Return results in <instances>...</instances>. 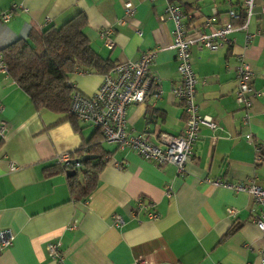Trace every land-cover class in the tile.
<instances>
[{
  "label": "crops",
  "instance_id": "obj_1",
  "mask_svg": "<svg viewBox=\"0 0 264 264\" xmlns=\"http://www.w3.org/2000/svg\"><path fill=\"white\" fill-rule=\"evenodd\" d=\"M240 1L0 0V53L30 30L59 26L79 12L86 15L84 31L91 46L115 65L158 48L148 74L156 78L159 96L151 93L143 102L129 104L125 127L128 134L146 132L157 143L159 132L182 135L187 119L184 102L172 93L179 74L171 48L174 23L163 14L165 7L178 6L186 25L199 26L206 17L220 23ZM255 1L248 41L236 29L215 51L190 47L199 111L217 126L201 125L182 175L173 164L158 167L103 139L106 162L95 188L86 197L70 195L56 158L65 152L76 158L73 153L97 129L78 119L76 129L66 114L36 109L16 81L0 73V119L7 126L0 138V231L13 236L0 250V264H136L140 259L152 264H263L264 232L254 222L262 206L246 191L216 184L255 178L264 188V14L263 0ZM127 2L134 8L128 17ZM6 12L11 15L5 21L1 16ZM188 14L193 16L189 20ZM232 23L241 24L239 18ZM107 27L113 28L111 47L99 35ZM240 57L255 73L248 110L234 98ZM102 77L73 71L69 82L74 91L90 96ZM256 144L263 155L259 164ZM11 163L15 170H9ZM138 197L152 206L138 210ZM114 214L123 220L119 227ZM49 243H59L61 263L49 255Z\"/></svg>",
  "mask_w": 264,
  "mask_h": 264
},
{
  "label": "built area",
  "instance_id": "obj_2",
  "mask_svg": "<svg viewBox=\"0 0 264 264\" xmlns=\"http://www.w3.org/2000/svg\"><path fill=\"white\" fill-rule=\"evenodd\" d=\"M255 0H241L238 9H229L226 19L216 24L212 17H206L199 26L185 24L183 12L172 3H168L163 14L174 23L172 31L171 48L175 52L179 81L173 85L172 93L184 102L186 113V127L181 135H173L167 132H159L156 135L157 143L150 140L146 132L135 135L128 134L126 127V112L129 104L141 103L148 94L154 93L159 96L156 90L157 80L148 74V67L154 61L158 48L146 50L136 61H126L116 64L112 69L103 74L102 81L94 94L87 96L78 91H74L71 96L69 113L78 120L91 124L98 129L103 139L108 142L117 143L121 147L134 150L140 157L152 161L156 166L162 167L166 164H173L176 172L182 175L185 171V164L190 159L192 148L199 136L201 125L215 128L217 122L210 117L203 116L199 111L196 102V73L191 65L190 47L196 46L198 49L206 48L211 51L217 50L221 45L228 42L229 35L236 29H241L246 33L248 41L252 35L248 32L247 26L254 14ZM261 13L264 14V0L261 4ZM134 8L130 2L125 4L126 16L133 15ZM244 15V20L239 27L232 23L233 19ZM11 13L2 14L3 20H8ZM191 19V14L186 15ZM46 21H49L47 18ZM120 23L122 20L119 21ZM112 27H107L99 31L104 44L111 47ZM0 73H8L7 65L0 53ZM237 86L234 91V98L237 105L248 110L252 105V98L255 91L252 88V79L255 75L250 64L243 57L238 58L236 67ZM6 123L0 119V138L6 134ZM247 140L253 143L251 135L246 136ZM255 146V163L259 164L263 160L261 145ZM69 153H62L57 156L56 162L66 166L71 161ZM78 165V164H76ZM14 164H9V170H15ZM217 185L232 188L235 191H246L254 201L262 206V211L257 215L254 222L256 226L264 232V188L255 183V178L248 179L245 183L230 184L226 181H216ZM170 196V192L167 193ZM152 202H145L143 197L136 199L138 210L148 209ZM148 216L155 219L157 215L150 211ZM114 223L117 227L123 224L120 215H113ZM13 240L10 232L0 231V250L6 247ZM48 252L52 258L59 259V243H49ZM60 263H61V259ZM261 260L264 264V250L261 252ZM62 264V263H61ZM136 264H152L149 260L140 259Z\"/></svg>",
  "mask_w": 264,
  "mask_h": 264
},
{
  "label": "trees",
  "instance_id": "obj_3",
  "mask_svg": "<svg viewBox=\"0 0 264 264\" xmlns=\"http://www.w3.org/2000/svg\"><path fill=\"white\" fill-rule=\"evenodd\" d=\"M238 18L242 23L244 15L240 13ZM86 24V15L79 12L59 26L48 25L39 31L32 29L27 36L16 38L1 51L8 74L28 94L34 107L66 114L76 129L77 118L69 113L74 92L69 75L73 71L104 74L115 66L91 46L84 31ZM102 140L103 135L97 129L92 137L81 143L73 157L85 154L95 157L78 166L56 162L57 171L66 173L70 195L86 197L95 188L97 176L106 162L107 152L101 146ZM68 171L73 174L68 175Z\"/></svg>",
  "mask_w": 264,
  "mask_h": 264
},
{
  "label": "water",
  "instance_id": "obj_4",
  "mask_svg": "<svg viewBox=\"0 0 264 264\" xmlns=\"http://www.w3.org/2000/svg\"><path fill=\"white\" fill-rule=\"evenodd\" d=\"M94 157H95V156L92 155V154H85V155H83V156H81V157H76V158L71 159L70 162L73 163V164H80V163L83 162L84 160L92 159V158H94ZM67 174H68V175H69V174H73V172H72V171H68Z\"/></svg>",
  "mask_w": 264,
  "mask_h": 264
},
{
  "label": "rangeland",
  "instance_id": "obj_5",
  "mask_svg": "<svg viewBox=\"0 0 264 264\" xmlns=\"http://www.w3.org/2000/svg\"><path fill=\"white\" fill-rule=\"evenodd\" d=\"M107 142L105 141V144H106Z\"/></svg>",
  "mask_w": 264,
  "mask_h": 264
}]
</instances>
